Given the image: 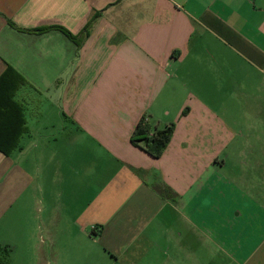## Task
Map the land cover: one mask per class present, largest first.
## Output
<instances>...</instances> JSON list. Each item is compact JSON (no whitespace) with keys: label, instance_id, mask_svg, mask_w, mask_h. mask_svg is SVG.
I'll list each match as a JSON object with an SVG mask.
<instances>
[{"label":"crops","instance_id":"1","mask_svg":"<svg viewBox=\"0 0 264 264\" xmlns=\"http://www.w3.org/2000/svg\"><path fill=\"white\" fill-rule=\"evenodd\" d=\"M8 67L3 264H264V0H0Z\"/></svg>","mask_w":264,"mask_h":264},{"label":"trees","instance_id":"2","mask_svg":"<svg viewBox=\"0 0 264 264\" xmlns=\"http://www.w3.org/2000/svg\"><path fill=\"white\" fill-rule=\"evenodd\" d=\"M92 22V17L88 21L87 25L84 28L83 33H86L87 29L90 26V23ZM11 26L13 24L10 23ZM58 28L59 30L63 31L71 40L76 41L77 38L74 36H71L68 32L63 30L62 28L59 27H54ZM50 28H41V29H36L33 31V33H43L49 30ZM13 77L14 80L11 83V87H13V90H17L19 87H22L24 85H27V83L17 74L15 73L10 67L6 69L4 74L0 77V85L2 82H4L7 78ZM16 80V81H15ZM18 80V81H17ZM5 100V99H4ZM7 106H11L12 104L15 108H17V104L13 101H10L11 103L9 104L7 100H5ZM18 113L19 108H17ZM22 121V128L20 130H17L15 139L12 142V144L9 145H0V152L3 155H9L16 147L18 144V139L20 135L25 133L27 131V128L25 126V123ZM173 126L170 125L168 126L165 130H151L149 124L145 122L143 119L136 125L133 134L131 136V142L134 144L142 143V148L143 150L151 157L157 158L161 155L165 147L167 146L168 142L170 141L171 134H172ZM10 142V143H11ZM158 192L163 194L164 197H170L169 192L166 189L160 188L158 189ZM5 254L6 252H1L0 255V264L4 263L5 260Z\"/></svg>","mask_w":264,"mask_h":264},{"label":"rangeland","instance_id":"3","mask_svg":"<svg viewBox=\"0 0 264 264\" xmlns=\"http://www.w3.org/2000/svg\"><path fill=\"white\" fill-rule=\"evenodd\" d=\"M9 264H10V259L8 260Z\"/></svg>","mask_w":264,"mask_h":264}]
</instances>
